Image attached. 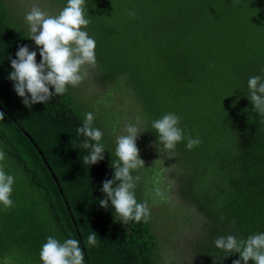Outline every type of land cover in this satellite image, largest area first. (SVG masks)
Listing matches in <instances>:
<instances>
[{
	"label": "trees",
	"instance_id": "trees-1",
	"mask_svg": "<svg viewBox=\"0 0 264 264\" xmlns=\"http://www.w3.org/2000/svg\"><path fill=\"white\" fill-rule=\"evenodd\" d=\"M41 3L60 11L67 0ZM12 7L0 0V150L6 156L0 164L15 178L13 206L0 204V264H42L49 236L79 240L85 264H158L152 203L167 205V198L147 163L132 172L139 176L137 202L150 208L147 223L123 224L110 201L100 206L130 113L139 118V155V145L163 149L152 122L167 113L181 117L186 137L202 141L192 150L181 141L167 151L176 167L158 161L169 171L180 209L197 221L186 244L192 264L240 259L214 241L264 233V115L254 110L248 89L250 77L264 79V0H85L90 24L84 30L96 42V67L85 66L88 75L78 86L31 107L14 91L11 60L24 45L37 53V63L41 57L21 19L29 8ZM88 112L105 147L104 159L93 165L83 163L90 149L76 131ZM92 232L97 246L87 244Z\"/></svg>",
	"mask_w": 264,
	"mask_h": 264
},
{
	"label": "clouds",
	"instance_id": "clouds-1",
	"mask_svg": "<svg viewBox=\"0 0 264 264\" xmlns=\"http://www.w3.org/2000/svg\"><path fill=\"white\" fill-rule=\"evenodd\" d=\"M85 0H67L66 6L57 15H51L38 6H33L25 15L29 25L30 38L39 47L41 60L36 61L37 53L29 51L27 45L21 46L16 52V58L11 60L12 72L9 79L14 82V91L22 98L26 107L37 103H48L53 96L65 94L68 86L76 87L88 75L85 66L96 67V42L84 29L90 24L86 18ZM135 17L134 12L129 13ZM50 88L53 89L50 91ZM250 101L254 110L264 115V79L260 76L250 77L248 80ZM5 114L0 112V121ZM94 114L88 112L84 116L83 125L77 128V135L86 139L82 143L84 149H90L83 157V163L93 165L104 159L105 147L101 143L103 132L93 127ZM181 117L175 113H167L152 122V128L158 136L159 142L166 151L174 152L176 145L186 141V148L192 150L201 144V140L185 136L179 126ZM125 135L117 137L115 156L112 162L113 178L105 180L101 191L105 199L100 206L107 208L109 201L115 213L123 224L128 221L147 223L151 218L147 201L138 203L134 189L139 176L132 172L144 167V161L139 157L136 141L141 133L133 124L125 127ZM94 142V143H90ZM6 159L5 152L0 150V161ZM119 181L117 184L116 182ZM15 178L4 171L0 164V204L5 210L13 206L11 195ZM156 196L163 199L162 191L155 189ZM89 246H97V234L92 232L87 237ZM215 247L227 253H238L240 259L233 264H247L249 260L254 264H264V233L249 236L246 240L237 239L229 235L219 237L214 241ZM42 264H85L84 250L80 242L74 238L63 242L49 236L42 245L40 253Z\"/></svg>",
	"mask_w": 264,
	"mask_h": 264
},
{
	"label": "rangeland",
	"instance_id": "rangeland-1",
	"mask_svg": "<svg viewBox=\"0 0 264 264\" xmlns=\"http://www.w3.org/2000/svg\"><path fill=\"white\" fill-rule=\"evenodd\" d=\"M42 1L43 0H5L8 7L13 6L12 8H14V11H17L19 7L20 9H22L23 7L25 8V6H27L26 8H29V10H31L33 6H38L42 10L49 12V14L51 15L58 14V9L45 7V5L41 3ZM21 14L23 15L22 12H20V15ZM21 19L26 22L25 17H21ZM91 88L93 87L88 88L86 92H91ZM76 94L79 95L78 97L83 98V100L85 101H87V99L89 98L88 95L84 93V91H77ZM129 102L130 101H128L127 106H130ZM130 120L131 124L133 125L137 126L139 124V118L132 113H130ZM137 127L139 128L140 126ZM143 137L145 139L144 135ZM139 146L141 151L139 157L143 160V157H146L149 154L147 159L145 158V160H143L144 164L147 163L148 168L152 170L154 181L156 183H159L158 186L160 185L163 187L162 190L164 192V196L167 198V205H162L157 201H153L154 203H152V207L154 208L153 218H157L154 230L155 233H157L161 237L159 249L162 250V257L159 258L160 260L158 264H192L194 260L189 255V252L186 249V244L190 240L188 236L192 237L190 236V231L196 232L197 221L193 220L194 223H190L192 218H190L184 212V210L180 209H184V206L183 204L180 205L179 203H177L179 201L175 196L173 181L170 180L171 178L169 177V171L165 168H160L161 166L158 162L160 160V162L164 166L168 165L170 167H176L174 157L170 154V158L167 155L169 153L165 151L164 148L156 150L157 148H146V144H144L143 147L142 145ZM143 148H146V150H143ZM162 181L165 182H163L162 184ZM165 239L169 240L170 244L174 245L173 247L171 246V248L173 249H170Z\"/></svg>",
	"mask_w": 264,
	"mask_h": 264
},
{
	"label": "water",
	"instance_id": "water-1",
	"mask_svg": "<svg viewBox=\"0 0 264 264\" xmlns=\"http://www.w3.org/2000/svg\"><path fill=\"white\" fill-rule=\"evenodd\" d=\"M41 155V153H39Z\"/></svg>",
	"mask_w": 264,
	"mask_h": 264
}]
</instances>
